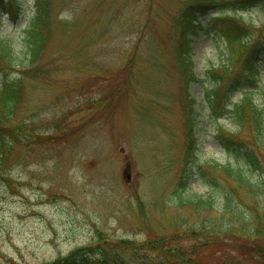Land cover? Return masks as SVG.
I'll return each mask as SVG.
<instances>
[{
    "label": "rangeland",
    "instance_id": "obj_1",
    "mask_svg": "<svg viewBox=\"0 0 264 264\" xmlns=\"http://www.w3.org/2000/svg\"><path fill=\"white\" fill-rule=\"evenodd\" d=\"M18 2L22 12L0 8V41L14 46H21L33 15V0ZM184 2L48 0L47 41L34 71L20 66V57L0 66V74L19 75L22 87L0 127L10 147L0 166V264H45L99 236L128 240L124 250L115 249L128 256L154 254L137 247L164 236L166 245L194 244L202 258L260 264L252 251L264 244V234H254L264 232V154L260 170L245 169L258 182L255 194L213 170L211 159L236 162L218 145L203 98L213 75L223 73L222 40L189 34L191 59L184 66ZM256 10L228 11L220 20L237 31L249 22L257 37L264 12ZM215 17L214 10L203 16L212 25ZM185 106L194 109L201 170L216 185L194 173L179 187L187 166ZM196 195L204 202L187 201L199 200ZM233 241L239 244L227 245Z\"/></svg>",
    "mask_w": 264,
    "mask_h": 264
},
{
    "label": "trees",
    "instance_id": "obj_2",
    "mask_svg": "<svg viewBox=\"0 0 264 264\" xmlns=\"http://www.w3.org/2000/svg\"><path fill=\"white\" fill-rule=\"evenodd\" d=\"M13 3L20 12L23 11L21 5L15 0H0V8L5 7L7 13H11L10 7ZM254 5H258V9H264V0H185L183 14L180 18L183 24L181 34L186 29L193 32L198 29L208 30V24H202L205 22L199 19V15L207 13L211 8L222 7L221 10L224 11L226 9L247 10ZM49 17L48 0H34L33 15L25 26L21 40L22 46H12L9 41H0V66L9 65L15 61L16 57H20V66L28 70V73L33 72V65L36 64L45 48ZM214 24L222 38V46H217V50L221 60L219 67L223 73L213 75V84L204 88L203 98L210 111L209 117L215 125L214 137L218 145L231 154L236 162L219 163L215 159H211V165L213 170L223 171L236 181L238 186L249 188V192L255 194V185L258 182L251 181V177L245 169L251 173L254 172L253 169L260 170L262 168L261 153L264 154V33L254 37V29L250 23L245 24L244 31L235 30L234 24L230 26L225 22H215ZM214 29L211 28L210 31L213 32ZM187 42L188 38H183L181 47L184 53L182 59L184 66L186 63L189 64L191 59L189 52L191 46H186ZM238 63H240L239 72ZM1 71L2 69H0ZM223 74L225 77L229 75V79L222 77ZM190 75L193 79H198L191 71ZM232 92L237 93L235 99L230 95ZM21 95L20 76L0 74V127L1 122L9 119L13 114ZM187 101L189 103L188 99H186ZM193 110L184 107V114L187 115L188 122L186 123L187 143L183 157L187 166L179 180V187L182 189L187 187L188 179L194 173L204 182L215 184L213 178H209L201 170V164L195 152L197 138L192 132L193 119L191 115L194 114ZM221 118L230 120L233 127L226 128L220 122ZM8 149H10L9 141L0 134V166L6 158L3 153ZM196 197L199 200L187 199V201L204 202L199 196L196 195ZM259 233L264 234L262 229L254 232L257 236H260ZM244 239L248 248L250 243L245 237ZM212 240L220 242L219 237L214 234H212ZM167 242L168 239L164 236L149 239L137 248L139 251L143 248L156 250L154 254L148 255L141 252L136 253L137 256H128L120 250H115L116 248L124 250L125 247H128V240L119 239L112 243L99 236L96 242L77 246L67 254L56 257L45 264H243L236 256L214 261L212 257L208 259L200 257L202 254L198 255L194 244L187 248L176 242L166 245ZM238 244L233 241L227 245L236 247ZM240 245L243 244L240 243ZM252 253L261 258L260 264H264V244L256 247ZM194 256L196 257L194 258Z\"/></svg>",
    "mask_w": 264,
    "mask_h": 264
}]
</instances>
